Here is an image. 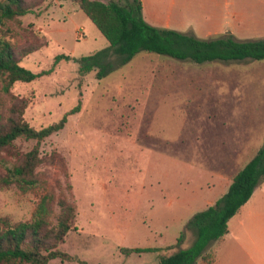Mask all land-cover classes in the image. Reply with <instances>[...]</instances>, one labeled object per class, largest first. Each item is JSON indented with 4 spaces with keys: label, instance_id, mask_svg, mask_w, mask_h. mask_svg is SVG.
<instances>
[{
    "label": "rangeland",
    "instance_id": "obj_1",
    "mask_svg": "<svg viewBox=\"0 0 264 264\" xmlns=\"http://www.w3.org/2000/svg\"><path fill=\"white\" fill-rule=\"evenodd\" d=\"M144 1L145 21L159 29L203 40L227 34L237 41L264 39V0ZM25 2L33 11L15 27L20 65L39 73L57 55L70 59L50 75L13 86L12 95L28 102L24 119L47 127L80 102L39 148L37 175L76 212L58 247L71 259L48 264H158L159 253L121 249L176 251L185 223L202 207L195 203L204 197L198 183L212 176L207 172L218 168L219 157L235 158L240 169L261 148L264 61L195 64L141 52L98 80L97 70L81 75L77 61L109 44L79 7L65 0ZM34 145L16 142L22 152ZM37 195L0 187V218L29 220ZM228 231L218 246L221 259L241 238L234 221ZM192 241L185 232L179 248Z\"/></svg>",
    "mask_w": 264,
    "mask_h": 264
},
{
    "label": "trees",
    "instance_id": "obj_2",
    "mask_svg": "<svg viewBox=\"0 0 264 264\" xmlns=\"http://www.w3.org/2000/svg\"><path fill=\"white\" fill-rule=\"evenodd\" d=\"M76 4L96 27L109 46L81 57L79 73L86 75L97 70L96 78L103 79L111 71L126 65L141 52L154 53L178 61L205 62L264 61V39L237 41L231 34L199 39L193 34L172 29H159L148 24L142 15L140 0H65ZM33 4L25 0H0V187L13 186L21 193L37 191L31 218L12 222L0 218V264H48L55 259L69 260L58 247L73 227L75 207L65 197L56 196L39 178L37 168L41 162L40 144L60 132L70 115L77 113V103L62 118L47 127L36 129L25 119L28 102L12 95L16 83H31L50 75L54 66L69 56L54 57L53 66L33 73L20 65L21 59L14 41L18 37L15 27L20 18L31 14ZM35 49H23L25 58ZM18 140L35 141L26 152L18 150ZM6 156H10L9 161ZM264 184V136L261 148L235 174L227 192L212 206L193 214L178 237L176 251L160 254L157 248H122L121 252L159 253L158 264H211L212 256L206 250L228 232V222L250 199L253 191ZM193 236L188 248H179L184 233Z\"/></svg>",
    "mask_w": 264,
    "mask_h": 264
},
{
    "label": "crops",
    "instance_id": "obj_3",
    "mask_svg": "<svg viewBox=\"0 0 264 264\" xmlns=\"http://www.w3.org/2000/svg\"><path fill=\"white\" fill-rule=\"evenodd\" d=\"M140 1L144 13L145 1ZM216 164L220 166L218 165V168L207 172L212 176L198 183L199 192L204 194L202 203L195 200V203L198 202L202 205L200 211L212 206L227 192L233 177L246 163L239 169L237 167L240 164L235 158L219 157ZM232 221L235 223L236 233L240 232L241 235L239 241L236 239L234 242L237 247L226 246L225 257L221 259V255H218V246L224 238L213 243L206 250V254L212 256L211 264H264V184L253 191L250 199L229 220V223ZM195 264H201L200 260Z\"/></svg>",
    "mask_w": 264,
    "mask_h": 264
}]
</instances>
